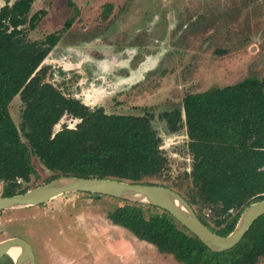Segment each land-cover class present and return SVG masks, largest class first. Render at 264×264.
Listing matches in <instances>:
<instances>
[{"label": "rangeland", "instance_id": "374dc122", "mask_svg": "<svg viewBox=\"0 0 264 264\" xmlns=\"http://www.w3.org/2000/svg\"><path fill=\"white\" fill-rule=\"evenodd\" d=\"M8 2L0 0V9ZM45 11L31 40L61 33L43 62L46 81L109 114L153 116L168 169L159 181L190 183L192 170L186 123L172 131L161 114L181 109L188 94L232 87L246 79L264 96V0H36L29 17ZM72 19L67 31L65 23ZM249 91V90H248ZM22 101L10 105L17 125ZM64 116L55 131L76 127ZM40 174L52 172L34 157ZM156 181V180H153ZM4 184L0 182V196ZM125 203L75 192L47 204L0 213V241L16 236L32 247L36 264H180L111 222ZM212 217L209 209L202 211ZM258 264H264V257Z\"/></svg>", "mask_w": 264, "mask_h": 264}, {"label": "trees", "instance_id": "16d2710c", "mask_svg": "<svg viewBox=\"0 0 264 264\" xmlns=\"http://www.w3.org/2000/svg\"><path fill=\"white\" fill-rule=\"evenodd\" d=\"M35 1L15 0L0 9L1 196L34 188L40 179L33 163L36 157L52 172L44 183L75 176L171 188L213 232L229 235L242 212L264 200V96L254 91L255 80L185 97L183 110L193 158L192 170L185 177L190 183L185 188L163 183L159 179L168 169V159L160 149L161 138L152 115L91 109L46 81L48 68L43 62L60 42L61 33L42 40L27 37L23 26L29 24L34 30L45 15L39 11L29 17ZM72 24L73 20H68L64 30ZM17 96L23 105L20 125L10 112ZM64 116L80 123L56 132ZM182 116L181 109L161 114L172 131L181 128ZM122 201L124 205L109 212L111 222L180 264H258L264 257V215L233 249L213 252L166 210ZM204 209L211 210L213 216H204ZM0 264H13V260L6 255Z\"/></svg>", "mask_w": 264, "mask_h": 264}, {"label": "water", "instance_id": "95a60500", "mask_svg": "<svg viewBox=\"0 0 264 264\" xmlns=\"http://www.w3.org/2000/svg\"><path fill=\"white\" fill-rule=\"evenodd\" d=\"M75 192L109 196L166 210L213 252L233 249L242 241L252 225L264 215V200L254 202L242 212L235 229L229 235L221 236L204 224L189 202L171 188L75 176H61L22 194L0 196V213L44 205L62 195ZM12 250L18 251L16 258L9 255ZM6 255L10 256L13 264H36L32 247L19 237L0 241V260Z\"/></svg>", "mask_w": 264, "mask_h": 264}, {"label": "bare ground", "instance_id": "6f19581e", "mask_svg": "<svg viewBox=\"0 0 264 264\" xmlns=\"http://www.w3.org/2000/svg\"><path fill=\"white\" fill-rule=\"evenodd\" d=\"M9 255H10L11 257H13V258H16V257L18 256V251H16V250H12V251H10ZM9 255H8V256H9ZM10 256H9V257H10Z\"/></svg>", "mask_w": 264, "mask_h": 264}, {"label": "flooded vegetation", "instance_id": "af4514ba", "mask_svg": "<svg viewBox=\"0 0 264 264\" xmlns=\"http://www.w3.org/2000/svg\"><path fill=\"white\" fill-rule=\"evenodd\" d=\"M48 57V56H47ZM46 57V58H47ZM45 61V60H44ZM73 98V97H72ZM76 99V98H75ZM83 103V102H82ZM84 104V103H83ZM87 106V105H86ZM89 107V106H88ZM91 108V107H90ZM91 109H93V108H91ZM184 115H185V113H184ZM182 118H183V116H182ZM184 122L186 123V118H185V120L183 119V124H184ZM73 128H75V127H73ZM187 128V127H186ZM187 138H188V134H187ZM189 139V138H188ZM160 149H161V147H160ZM13 237H16V236H11V237H7V238H13ZM20 238V237H19Z\"/></svg>", "mask_w": 264, "mask_h": 264}]
</instances>
